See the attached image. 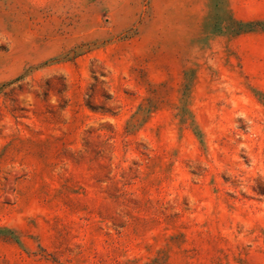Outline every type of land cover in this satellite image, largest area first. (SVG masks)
Instances as JSON below:
<instances>
[{
    "label": "rangeland",
    "instance_id": "obj_1",
    "mask_svg": "<svg viewBox=\"0 0 264 264\" xmlns=\"http://www.w3.org/2000/svg\"><path fill=\"white\" fill-rule=\"evenodd\" d=\"M0 264H264V0H0Z\"/></svg>",
    "mask_w": 264,
    "mask_h": 264
}]
</instances>
